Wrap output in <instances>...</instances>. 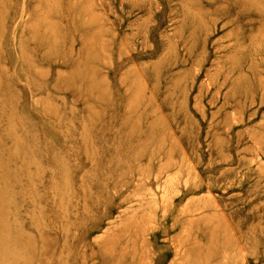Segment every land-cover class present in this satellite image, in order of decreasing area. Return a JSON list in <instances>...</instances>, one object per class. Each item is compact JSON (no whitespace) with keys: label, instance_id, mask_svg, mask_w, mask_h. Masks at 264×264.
<instances>
[{"label":"rangeland","instance_id":"rangeland-1","mask_svg":"<svg viewBox=\"0 0 264 264\" xmlns=\"http://www.w3.org/2000/svg\"><path fill=\"white\" fill-rule=\"evenodd\" d=\"M0 264H264V0H0Z\"/></svg>","mask_w":264,"mask_h":264},{"label":"bare ground","instance_id":"bare-ground-1","mask_svg":"<svg viewBox=\"0 0 264 264\" xmlns=\"http://www.w3.org/2000/svg\"><path fill=\"white\" fill-rule=\"evenodd\" d=\"M259 159V158H258Z\"/></svg>","mask_w":264,"mask_h":264}]
</instances>
